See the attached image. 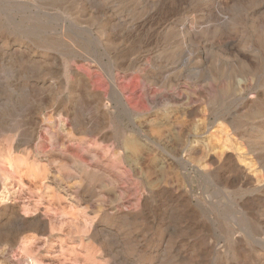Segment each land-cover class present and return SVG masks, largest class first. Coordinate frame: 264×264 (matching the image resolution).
<instances>
[{
  "label": "rangeland",
  "instance_id": "374dc122",
  "mask_svg": "<svg viewBox=\"0 0 264 264\" xmlns=\"http://www.w3.org/2000/svg\"><path fill=\"white\" fill-rule=\"evenodd\" d=\"M0 264H264V0H0Z\"/></svg>",
  "mask_w": 264,
  "mask_h": 264
},
{
  "label": "bare ground",
  "instance_id": "6f19581e",
  "mask_svg": "<svg viewBox=\"0 0 264 264\" xmlns=\"http://www.w3.org/2000/svg\"><path fill=\"white\" fill-rule=\"evenodd\" d=\"M2 236V235H1Z\"/></svg>",
  "mask_w": 264,
  "mask_h": 264
}]
</instances>
